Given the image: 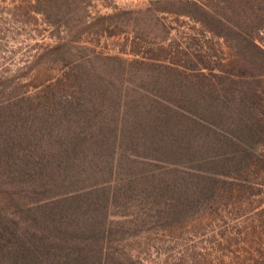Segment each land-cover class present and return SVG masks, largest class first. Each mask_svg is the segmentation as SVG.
<instances>
[{
  "label": "rangeland",
  "instance_id": "1",
  "mask_svg": "<svg viewBox=\"0 0 264 264\" xmlns=\"http://www.w3.org/2000/svg\"><path fill=\"white\" fill-rule=\"evenodd\" d=\"M240 156L264 0H0V264H264Z\"/></svg>",
  "mask_w": 264,
  "mask_h": 264
},
{
  "label": "trees",
  "instance_id": "2",
  "mask_svg": "<svg viewBox=\"0 0 264 264\" xmlns=\"http://www.w3.org/2000/svg\"><path fill=\"white\" fill-rule=\"evenodd\" d=\"M251 128L250 130H254V132H257L258 130V127L257 125H254V124H251ZM245 153L246 150H245ZM235 159V158H234ZM233 159L232 158H226L224 159V162L225 163H229L231 162ZM262 161H264L263 159V156H259V158H252L251 157H248V156H240V159H238V165H240V169H248V170H251L253 167L255 168V170H258L259 169V165H261Z\"/></svg>",
  "mask_w": 264,
  "mask_h": 264
}]
</instances>
